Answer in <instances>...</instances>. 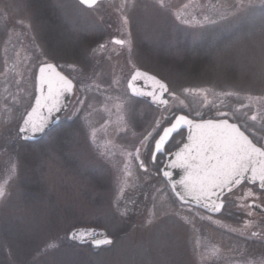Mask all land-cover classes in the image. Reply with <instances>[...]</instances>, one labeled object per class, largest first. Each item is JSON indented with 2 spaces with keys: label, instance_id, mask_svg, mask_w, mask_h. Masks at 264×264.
Here are the masks:
<instances>
[{
  "label": "rangeland",
  "instance_id": "1",
  "mask_svg": "<svg viewBox=\"0 0 264 264\" xmlns=\"http://www.w3.org/2000/svg\"><path fill=\"white\" fill-rule=\"evenodd\" d=\"M41 1L45 8L34 0H0V184L7 190L0 200V264H256L264 258L250 250L246 236H253L240 231L241 223L180 204L151 161L155 141L141 145L180 112L196 119L228 112L262 140L264 0H166L164 11L154 0L103 1L91 9L77 0ZM113 37L126 43L120 47ZM45 62L63 66L75 93L65 128L28 145L18 129ZM174 65L192 78L169 71ZM136 68L167 80L176 99L168 94L170 104L160 110L133 98L127 81ZM204 80V86L184 84ZM183 137H174L169 149ZM257 190L244 185L238 192L249 197ZM255 222L264 223V216ZM78 226L103 228L113 243L99 250L76 246L68 233Z\"/></svg>",
  "mask_w": 264,
  "mask_h": 264
},
{
  "label": "snow or ice",
  "instance_id": "2",
  "mask_svg": "<svg viewBox=\"0 0 264 264\" xmlns=\"http://www.w3.org/2000/svg\"><path fill=\"white\" fill-rule=\"evenodd\" d=\"M80 3L91 8L98 4V0H80ZM154 7L164 11L167 10L168 5L166 0H154ZM124 22L127 23L126 17ZM113 42L119 45L126 43L125 40H114ZM101 47L104 46L101 45ZM69 67L75 70L76 66L69 65ZM60 68L61 70L58 71L57 65L53 63H44L39 67L41 95L36 98L35 106L23 118V124L18 129L19 133L26 134L31 131L35 134L43 131L48 117L53 112H60L67 107L61 104V97L71 94L74 85L72 79L63 74V66ZM137 78H147L153 81L155 88L149 86L147 90L138 92L135 86ZM129 87L132 88L133 95H147L160 106H167L169 103L164 98L165 93L176 99L175 93L169 92L166 83L139 69H136L132 76ZM224 95L231 96L233 93L227 92ZM77 102L83 104L82 100ZM42 109H47V115L41 111ZM197 115L200 114L197 113ZM231 119L233 122H230V114L224 111H218L216 117L210 119L189 118L185 114L176 115L168 121L169 126L162 127L160 131L154 129L158 139L149 133L141 141L142 146L146 145L149 137L155 141L154 148L149 149L151 161L157 171L162 172L163 177L167 178L166 183H170L172 192L183 203L187 204L191 198L196 204L203 202L204 206L211 211L220 212L225 206V194L231 192L233 187L239 185L242 180L246 178L252 182L259 180V187L264 190V143L257 146V143L246 134L249 129L245 126L242 130L235 115H232ZM251 119L256 120V116L253 115ZM160 128L161 122L157 121V129ZM185 128H187V136L183 146L175 153L167 150L165 146L170 139H174V134L183 136ZM139 154L140 148H136L135 156L138 160ZM158 154L174 158L161 168L160 163L162 162H158ZM139 166L147 170L143 160H140ZM177 169L182 170L183 175L179 180H174L172 170ZM249 173L250 176L246 177ZM6 195L5 186L0 184V200L6 198ZM248 207L259 208L260 205H248ZM151 222L150 219L149 223ZM252 235L256 236L257 233L253 232ZM70 236L72 240H79L81 243L90 239L97 247L110 245L113 242L104 233H97L91 228L74 229ZM256 264H264V258Z\"/></svg>",
  "mask_w": 264,
  "mask_h": 264
},
{
  "label": "water",
  "instance_id": "3",
  "mask_svg": "<svg viewBox=\"0 0 264 264\" xmlns=\"http://www.w3.org/2000/svg\"><path fill=\"white\" fill-rule=\"evenodd\" d=\"M77 1L80 3V0H77ZM100 1H103V0H98V2H100ZM80 4H81V3H80ZM83 6L86 7V8H90V7H88L87 5H83ZM114 40H117V39L115 38V39H113V41H114ZM46 63H53V62H46ZM42 64H44V63H42ZM42 64H40L39 67H40ZM53 64H55V63H53ZM55 65H56V64H55ZM39 67H38L37 72H36V91H35V97H34V100H33V103H32V105H31V107L29 108V110H28L27 112H30V111H31L32 107L35 106L36 98H37L38 96L41 95V92H40V84H39ZM136 69H139L141 72H146V73H148V74L151 75V76H155L157 79H159V80H161L162 82L166 83L167 86H168V88L170 89L168 82H167L166 80H164L163 78H161L160 76H158L157 74H155V73H153V72H151V71H149V70H145V69H141V68H136ZM136 69L132 72V74L130 75V77H129V79H128V82H127V88H128V91H129L130 95L133 96V97H135V98H138V99H142V100L147 101L148 103H150L153 107H155V108H157V109H163V108L167 107V106L169 105V103H168L167 106H160L159 104L154 103L153 100H152V98L149 97V96H147V95H133V90H132V88L129 87V82L132 80V76L134 75ZM57 70L60 71V69H59L58 66H57ZM63 74L66 75L64 72H63ZM73 85H74V87H73V91H72V93H71V94H65V95H63V96L61 97V104H62V105H67V107L63 108L60 112H53V113L51 114V116L48 117V120H47V122H46V125H45L43 131H41V132H37V133H35V134H33L31 131H29V132L26 133V134H21V133H20L21 138H22L24 141H27V142H36V141L41 140V139H42V138H43V137H44V136H45V135H46V134H47V133H48V132L54 127V126H56V125L60 122V120H61V116H62V115L68 110V108H69V106H70V103H71V100H72V98H73V96H74V89H75V84H74V82H73ZM135 86H136V90H137L138 92L141 91V90H147V88H148L149 86H152L153 88H155V84H154V82L151 81V80H148L147 78H137V80L135 81ZM164 98L167 99V100L169 101V99H168V93H165V94H164ZM41 111H42L45 115H47V109H42ZM27 112H26V114H27ZM26 114H25L24 117H26ZM181 114H184V113H178L177 115H181ZM185 115H186V114H185ZM24 117H23V118H24ZM189 118H191V117H189ZM22 124H23V119H22V121H21L19 127H20ZM167 126H169V124H168ZM167 126H165V127H167ZM183 131L185 132L184 139H183V141L180 143L179 146H177L174 150L171 151L172 153H175L176 151H178V150L183 146V143L186 141L187 128H185ZM246 134H247V133H246ZM175 135H176V134H174V136H175ZM247 135H248V134H247ZM249 137H250V136H249ZM158 138H159V137H158ZM158 138H157V139H158ZM250 139H251V138H250ZM170 141H171V139H170ZM170 141H169V142H170ZM166 146H167V145H166ZM166 146H165V147H166ZM257 146H258V145H257ZM173 158H174L173 156H164V162H163V165H162L161 168H163V167H164V164H166L169 160H171V159H173ZM170 170H171V169H170ZM172 171L174 172V175H173V177H172V179H174V180H179V179H180V176L183 175L182 170L177 169V170H172ZM160 173H161V175H162V177H163L162 172H160ZM247 176H250V173H249V174H246V177H247ZM163 178H164L165 181L167 180V178H165V177H163ZM245 180H247L250 184H257L258 187H259V180H256L255 182H252L250 179L246 178V179L242 180L241 183H243ZM241 183H240V184H241ZM168 185H169V187H170V189H171V185H170V183H168ZM236 186H238V185H236ZM233 188H234V187H233ZM259 188H260V187H259ZM260 189H261V188H260ZM171 191H172V190H171ZM172 193H173V192H172ZM173 195L176 197V195H175L174 193H173ZM176 199H177L180 203H182V204H184V205H188V206H191V207L198 208V209L203 210V211H205V212H207V213H210V214H218V213L221 212V211H220V212H213V211H211L209 208L205 207L204 204H203V202H201L200 204H196L194 201L191 200V198H189V202H188L187 204H185V203H183L182 201H180L177 197H176ZM258 205H259V204H258ZM222 209H223V208H222ZM222 209H221V210H222ZM258 212H260V213L264 212V208H263V210H260V211H258ZM89 228H91V229H95V230L97 231V233H100V232L104 233L109 239H111V240L113 241V238H112L111 236L108 235V233H107V231H106L105 229H103V228H99V227H95V226H78V227H74V228H72V229L69 231V233H68V237H69V239H70L72 242H74V243H76V244H78V245H87V244H91L94 248H101V247L108 246V245H101V246L97 247V246H95V245L92 243V241H91L90 239L85 240V242H83V243H81L79 240H72V239H71L70 234H71V232H72L74 229H89ZM97 238H100V237H97Z\"/></svg>",
  "mask_w": 264,
  "mask_h": 264
},
{
  "label": "flooded vegetation",
  "instance_id": "4",
  "mask_svg": "<svg viewBox=\"0 0 264 264\" xmlns=\"http://www.w3.org/2000/svg\"><path fill=\"white\" fill-rule=\"evenodd\" d=\"M110 1H117V0H110ZM103 2V1H101ZM99 3V2H98ZM96 6V5H95ZM117 39V40H122L118 37H113V39ZM118 46L122 47L123 45H119ZM58 66V64H56ZM59 67V66H58ZM59 69L61 70V68L59 67ZM62 71L64 72V70L62 69ZM65 73V72H64ZM66 75H68L67 73H65ZM69 76V75H68ZM70 79H72L69 76ZM72 81L75 84V81L72 79ZM212 118V117H210ZM208 118V119H210ZM230 122H233L232 119L230 118ZM241 126H242V130L244 128V126L237 121ZM62 123V125H60ZM66 122L65 121H61L59 122L56 126H54L46 135V138H48V136H51L55 131H59L61 129H64L65 127H63ZM251 139L254 140V142L257 143V145L259 146V144L264 143V136L262 138L261 141H259L258 139L255 138V136H253L251 134L250 131L246 132ZM168 150V149H167ZM161 157L162 161H163V156L158 155L157 159H159ZM162 163H160L161 165ZM144 169V168H143ZM244 185H250L252 187L257 188V194L252 195V196H245L243 197L242 193L238 192L239 189L241 187H243ZM259 191V192H258ZM264 194V190L260 189L258 187L257 184H250L247 180H245L243 183L239 184L238 186H235L231 192H228L225 194L224 196V201H225V206L223 207V209L221 210L220 213L218 214H210L208 213V217H220L223 216L225 214H227L230 218L231 221L237 222V223H241L243 225V229H241L240 231H242V233L245 234H251L253 232L257 233L256 236H253V238L246 236V241L248 240L250 243H252L250 246V250H255L254 252L256 253H264V223L259 222L258 224H256L255 220L258 219V217H262L264 216V212L260 213L258 211L263 210L264 208V196L262 195ZM246 204L243 206L242 203ZM260 205L259 208L256 207H248V205ZM190 207V206H188ZM249 225L250 227H248V230L246 229V226ZM240 234V233H237ZM259 244V246L257 245Z\"/></svg>",
  "mask_w": 264,
  "mask_h": 264
},
{
  "label": "trees",
  "instance_id": "5",
  "mask_svg": "<svg viewBox=\"0 0 264 264\" xmlns=\"http://www.w3.org/2000/svg\"><path fill=\"white\" fill-rule=\"evenodd\" d=\"M34 3L35 4H33V6H35L36 8L37 7H42V8H45L46 7V4H48V3H46V1H41V0H34ZM36 3H38V5L36 4ZM40 9V8H39ZM263 15H264V13H263ZM261 18H264L263 16H261ZM264 20V19H263ZM209 37V36H208ZM212 46V45H211ZM212 48V47H211ZM168 70L169 71H176L177 70V75H180L181 73H182V75H181V77H183V78H186V79H190V78H192V75L190 74V70L189 69H187V68H185V67H181V66H178V65H174V67H169L168 68ZM185 70H187L188 71V73L185 71ZM183 71H185V72H183ZM174 72H172V74L174 73ZM208 79H210V78H208ZM202 82H204V83H200V82H193V83H191V82H189V83H184L185 85H190V86H204V85H207L209 82H208V80H204V81H202ZM200 84V85H199ZM60 125H62V123L60 124ZM28 145H35V144H40V142L38 141V142H36V143H27ZM70 241V240H69ZM70 243H72V244H74V245H76L77 246V244H75V243H73V242H71L70 241ZM79 246V245H78ZM94 250H99V249H94Z\"/></svg>",
  "mask_w": 264,
  "mask_h": 264
}]
</instances>
